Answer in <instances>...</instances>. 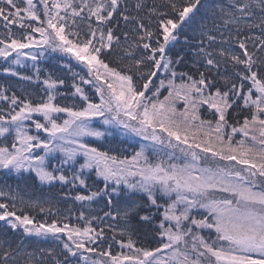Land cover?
<instances>
[{
    "label": "snow or ice",
    "instance_id": "snow-or-ice-1",
    "mask_svg": "<svg viewBox=\"0 0 264 264\" xmlns=\"http://www.w3.org/2000/svg\"><path fill=\"white\" fill-rule=\"evenodd\" d=\"M0 76V264H264V0H0Z\"/></svg>",
    "mask_w": 264,
    "mask_h": 264
},
{
    "label": "trees",
    "instance_id": "trees-1",
    "mask_svg": "<svg viewBox=\"0 0 264 264\" xmlns=\"http://www.w3.org/2000/svg\"><path fill=\"white\" fill-rule=\"evenodd\" d=\"M62 62H67V58H65V57H61V58H58V59L49 58V59H46V60L41 62V67H43L44 69H47L48 71H51V72L55 73V75L63 76L66 79L70 80L71 76H72V73L69 72L67 68H62L61 67V63ZM71 65H72L73 72H81V66H79L73 60L71 61ZM21 71H23V70H21ZM81 74H83V73L81 72ZM44 75H47V71L44 73ZM13 80H14V78H13ZM4 81H5V77L4 76H0V84L4 83ZM129 145H131V146L129 147ZM125 147L127 149V153L126 154L131 155L132 151H133V148H138V145L137 144H131V143L127 142L125 144ZM3 179H4L3 177H0V182H2ZM7 182L9 184H12L13 186H15V184H16V180L14 178H8ZM21 187H23V185H21ZM25 194H26V196L47 195V193H41L39 191V189H31V188H29L26 191ZM33 214H35V213H33ZM73 222H75V218H73ZM3 234H4L3 222H0V236H2ZM9 238H11L13 240H19L22 237L17 233V234H10ZM43 246L47 247L49 245L45 244Z\"/></svg>",
    "mask_w": 264,
    "mask_h": 264
},
{
    "label": "rangeland",
    "instance_id": "rangeland-1",
    "mask_svg": "<svg viewBox=\"0 0 264 264\" xmlns=\"http://www.w3.org/2000/svg\"><path fill=\"white\" fill-rule=\"evenodd\" d=\"M76 62V61H75ZM79 66H81L78 62H76ZM81 68H82V66H81ZM129 143H131V144H136L135 143V141H128Z\"/></svg>",
    "mask_w": 264,
    "mask_h": 264
}]
</instances>
